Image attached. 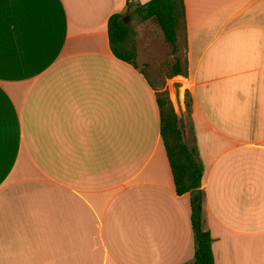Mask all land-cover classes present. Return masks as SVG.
Returning a JSON list of instances; mask_svg holds the SVG:
<instances>
[{
  "label": "crops",
  "instance_id": "0c3cea01",
  "mask_svg": "<svg viewBox=\"0 0 264 264\" xmlns=\"http://www.w3.org/2000/svg\"><path fill=\"white\" fill-rule=\"evenodd\" d=\"M131 0H0V264H186L164 91L116 58ZM149 0H135L145 3ZM179 34L214 264H264V0H183ZM150 80V82H148Z\"/></svg>",
  "mask_w": 264,
  "mask_h": 264
},
{
  "label": "trees",
  "instance_id": "16d2710c",
  "mask_svg": "<svg viewBox=\"0 0 264 264\" xmlns=\"http://www.w3.org/2000/svg\"><path fill=\"white\" fill-rule=\"evenodd\" d=\"M126 9H130L128 11L129 17H135L141 23L148 22L153 24L160 30L162 39L168 46L174 61L169 77L175 75L186 77V60L181 59L178 55V37L180 33L185 31L183 0H149L145 3L131 0L127 2ZM122 15L119 12H115L108 18L109 47L116 58L137 68L135 63L136 44L131 38L137 34L123 23ZM128 39L131 40V43L130 47L126 48L124 44ZM140 71L147 78L148 75L143 67H141ZM156 100L160 113V134L171 168L175 192L178 196L185 193L191 194L194 189H199L201 186L203 166L196 146L195 132L190 121V96L185 92V115L188 127L187 144L181 140V132L177 125L178 117L167 96V91L164 90L158 93ZM191 208L194 252L192 259L186 264H214L211 248L212 238L209 231L203 227L202 212L200 211L199 218L196 216V203L193 198L191 200Z\"/></svg>",
  "mask_w": 264,
  "mask_h": 264
},
{
  "label": "rangeland",
  "instance_id": "374dc122",
  "mask_svg": "<svg viewBox=\"0 0 264 264\" xmlns=\"http://www.w3.org/2000/svg\"><path fill=\"white\" fill-rule=\"evenodd\" d=\"M126 9L122 15V21L129 27L133 35L131 38L138 48L139 57L137 63L144 68L145 73L149 76L156 85L164 87L169 98L168 86L172 80H179L170 78L172 72L173 56L170 53L168 46L162 39V34L157 26L148 22H140L135 17H129ZM131 40L128 39L124 44L126 48L130 47ZM179 57L183 59L184 50L182 41L179 42ZM185 94V93H184ZM170 100V98H169Z\"/></svg>",
  "mask_w": 264,
  "mask_h": 264
},
{
  "label": "water",
  "instance_id": "95a60500",
  "mask_svg": "<svg viewBox=\"0 0 264 264\" xmlns=\"http://www.w3.org/2000/svg\"><path fill=\"white\" fill-rule=\"evenodd\" d=\"M169 98L172 103L173 109L177 114V125L181 132L182 142L187 144L188 127L185 115V82L182 80H172L168 86ZM192 198L196 203V216L199 218L201 210V192L200 189H194L191 192Z\"/></svg>",
  "mask_w": 264,
  "mask_h": 264
}]
</instances>
